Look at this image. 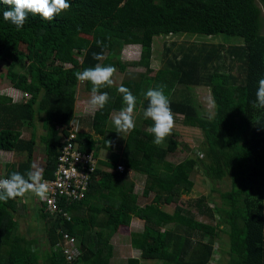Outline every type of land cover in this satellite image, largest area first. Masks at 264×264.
<instances>
[{
  "label": "trees",
  "instance_id": "obj_1",
  "mask_svg": "<svg viewBox=\"0 0 264 264\" xmlns=\"http://www.w3.org/2000/svg\"><path fill=\"white\" fill-rule=\"evenodd\" d=\"M70 9L52 20L28 14L22 28L3 18L11 6L0 0V57L12 66L25 69L13 72L12 87L29 95L24 102L13 103L10 97L0 96V152L26 153L20 163L4 165V175L31 171L35 146L39 142L45 160L43 180L54 178L57 157L68 136L66 131L75 116V101L68 95L69 85L78 83L73 69L83 71L96 64L124 70L119 59L124 46L140 47V59L130 65L150 69L155 36L189 34L221 37L223 43L192 45L179 53L163 44L162 65L156 77L160 86L169 91L174 83L190 91L194 86L211 91L214 115L201 112L193 97L177 100L169 98L172 113L182 114L184 124L199 128L207 146L206 156L188 157L176 165L166 160L168 151L176 149L179 141L172 138L163 148L153 143L154 134L134 128L127 134L119 163L123 172L103 171L99 168L90 181L85 200L60 202V213L49 214L35 195L0 201V264H109L112 258L110 239L121 227H127L136 209L139 196L128 170L146 176L142 198L151 197L140 214L143 231L131 234V247L141 252L140 258H129L126 264H212L220 234L228 239V264H264V205L252 197L256 185H264V108L255 107L258 81L264 78V0H69ZM26 53L20 50V45ZM101 53L102 60L94 59ZM76 55H80L78 61ZM62 57L71 69L53 66ZM60 78V93L51 89V77ZM128 79L121 85L136 96L135 110H145L148 100H141L144 76ZM171 78V79H170ZM144 79V81H143ZM92 91L90 82H83ZM110 99L98 109L110 117L124 107L121 93L114 95L108 87ZM43 113L40 135L36 134L35 119ZM95 117L92 129L101 137L103 147L115 148L119 133L108 132V119ZM151 125L154 121L145 119ZM32 128L30 137L22 138L20 128ZM100 139L89 133L78 135L76 142L81 152L96 150ZM95 156L99 158L96 151ZM100 161V160H99ZM118 159L115 161L117 162ZM114 163V162H113ZM107 164V163H106ZM197 168L211 183L210 194L217 192L215 184L228 178L230 188L220 192L221 204L211 209L206 204L211 198L200 197L193 203L201 216L218 223H207L186 215L180 205L168 215L162 204L171 205L180 196L188 195L193 187L190 173ZM100 206H94L98 204ZM37 205L46 246L35 248L37 240H27L17 234L14 214L19 208ZM30 204V206H29ZM40 206V207H39ZM26 209V210H27ZM69 212L71 219L63 217ZM100 215L104 218L100 219ZM161 220L174 223L172 231L161 232ZM182 230L184 234L177 232ZM62 232V233H61ZM63 233L74 239L76 251L71 260L64 253ZM221 253V252H220ZM144 261H142V260ZM217 262L214 261V264Z\"/></svg>",
  "mask_w": 264,
  "mask_h": 264
},
{
  "label": "rangeland",
  "instance_id": "obj_2",
  "mask_svg": "<svg viewBox=\"0 0 264 264\" xmlns=\"http://www.w3.org/2000/svg\"><path fill=\"white\" fill-rule=\"evenodd\" d=\"M263 33H264V13H263ZM203 42L206 43H223L224 40L221 37L216 36H203V35H189V34H172L167 36H155L153 39V45H152V54L149 58L150 61V69H146L145 67H142L141 65H130L129 63L138 62L140 59V47L135 45H128L124 46L122 51L119 53V59L121 62H124L126 64L125 69L118 70L116 69V72L114 74V80L115 84L112 87H108L109 89L113 90L114 95L117 94L119 86L122 84V82L128 80V79H139V75L142 74L144 76L145 82L142 86V91L139 94L141 100H145V93L150 88H158L160 87V78L162 75L156 77L158 74V69L162 65L161 60V54L163 50V44L166 43L167 46L171 47V53L173 51L179 53L182 50H185L186 48L195 45V46H201L203 45ZM20 50L24 53H26V48L23 44L20 45ZM76 58L78 61H80L81 56L76 55ZM62 65L65 69H71V65L68 63L63 62L62 57L57 58L53 61V66H59ZM13 72H19L24 73L25 69L20 68L18 66H12L8 61L4 60L2 57H0V96H6L7 90L12 86L10 79L11 74ZM78 72L77 69H73L72 73ZM143 79V81H144ZM171 79V78H170ZM61 82L60 78L57 75H53L51 77V89L55 93H60L61 88ZM169 91L164 89L165 93H170L169 98L172 99H183L184 97H193L195 105L199 108L201 112L206 113L207 115H214V107L212 102V95L211 91L207 87H200V86H194L190 91L185 89L182 85L174 83L173 86L169 87ZM166 94V95H167ZM13 97L12 102L13 103H19L24 102L29 98V95H26L25 93L18 94H11ZM68 95L72 96L75 101V118L79 120V135L83 133H89L93 136L95 139H100L101 141L98 143L96 147V151L99 155V167L101 166V163L103 161L108 160L109 158L112 159V157L115 156L116 159H118L117 162H114L113 164L116 165V167L119 165V158H121L120 153H113L109 154L105 151L103 147V140L101 137L95 136L93 134L92 129V119L95 117H103V114L99 113L98 108H95L91 105L90 100L93 95L92 91L87 90L85 87V84L81 81H79L76 84L69 85L68 88ZM145 110L138 109L135 110L133 113V118L135 121V128L144 129L145 131H151V125L147 124V122H144L145 117L143 115ZM118 113V112H117ZM116 113L112 112L110 114V117L107 116L105 120L108 119L106 129L108 132H114L115 127L112 121V117ZM43 113H38L36 115L35 119V125H36V134L40 135L42 133L41 130V119L43 118ZM174 116V127L172 129V132L167 138L159 144L163 148L166 149V147L169 145L172 138L177 139L179 141V144L177 145L176 149L173 151H168L166 155V160L176 163V165H180L183 163L184 160H186L188 157H196V155L203 156L204 160L209 163V158L206 156V143L204 135L202 134L201 130L199 128H193L188 127V125L184 124V116L182 114H176L173 113ZM22 133V138L24 140L28 139L30 137L32 128L28 126L27 124H24L22 128H20ZM128 133H122L123 139L120 143H124L125 139L127 138ZM120 135V134H119ZM116 144H118L119 141L115 140ZM39 144V147L35 146V154L39 153L40 150L43 148L42 145ZM101 148V149H100ZM111 155V157H110ZM101 158V159H100ZM9 159V158H8ZM7 159V156L5 153L2 154V159L0 157V164L6 163V161H9ZM26 159V153H16L13 155V162H21ZM45 159V157H43ZM110 160V162H112ZM114 161V159H113ZM111 163V165H113ZM122 164V163H121ZM124 165V164H122ZM105 167H103L104 169ZM111 172L115 173L116 170L114 167L110 168ZM201 168H197L195 171L190 173V179L193 181V187L191 188V191L188 195H182L180 198H178L175 202L171 203L169 206H165L162 204L161 210L165 212L168 215H172L174 213V207L176 205H180L184 209V213L186 215H192L196 217L198 220L207 222V223H218V218L215 216L212 220L209 217L201 216L197 213L196 209H194V201L196 199H199L200 197L205 198H211L212 201L207 200L206 204L211 207V209H214V206L221 204V198H220V192L228 191L230 188L229 180L228 178H225L215 184V188L217 189V192L210 194V188L211 183L205 178L204 174L200 170ZM105 171V170H103ZM1 173V169H0ZM4 173V172H3ZM2 175V174H0ZM127 178L130 179V181H133L136 184L140 182L141 184L144 183L145 177L142 178L141 175H138L136 172L134 174H130L128 170ZM147 178V177H146ZM137 189V188H135ZM137 194H140L138 189L135 190ZM139 196V195H138ZM252 197L258 201H261V203L264 205V185H256L253 190ZM139 201L136 209L132 212L133 221H139V227L140 231L143 229L144 221L142 220L140 214L143 212L144 204L150 203L151 197L149 198H142L139 196ZM6 205L7 203L4 202ZM32 205V204H31ZM94 206H100V201L98 204H93ZM30 206V204H29ZM35 207V206H32ZM31 207V208H32ZM23 209L25 208H19L21 210L19 213L17 212V234L26 238L27 240H37L39 243L35 245V248L43 249L46 246L45 243V235L42 231V227H40L42 221L39 218L40 213L36 211V208H33V210H30V212L23 213L24 215H21ZM27 209V208H26ZM25 209V210H26ZM28 210V209H27ZM20 214V215H19ZM104 218V216H100V219ZM36 226V227H35ZM174 229V223H170L168 221L161 220L159 223V230L161 232L164 231H172ZM123 230V229H122ZM130 230V229H129ZM220 231V232H219ZM122 235L117 236L112 243L114 248L113 256L110 260L109 264H126L127 259L131 257L140 258L141 252L136 251L130 247V243H128L127 239L130 240V233L131 231H128L124 229L121 231ZM177 232L184 234L182 230H178ZM220 234V240L216 241L215 247L219 249V252L217 254H214V261L217 262L216 264H228L230 262V259L225 251H228V239L227 236L223 233H221V230H218ZM119 248V249H118ZM221 252V253H220ZM142 260V259H141ZM144 261V260H142ZM214 261L212 264H214Z\"/></svg>",
  "mask_w": 264,
  "mask_h": 264
},
{
  "label": "clouds",
  "instance_id": "obj_3",
  "mask_svg": "<svg viewBox=\"0 0 264 264\" xmlns=\"http://www.w3.org/2000/svg\"><path fill=\"white\" fill-rule=\"evenodd\" d=\"M3 3L11 6L10 10L3 12V18L10 21L17 28H22L28 19V14L40 15L45 20H52L60 13L70 9L69 0H3ZM94 59L102 60L101 53H94ZM116 68L108 65L96 64L75 73L76 79L81 82H90L93 95L90 103L93 107L102 109L110 99L108 92H100L101 88L112 87L115 84L114 74ZM119 93L122 94L124 107L112 117L115 131L120 135L129 133L135 128L133 118L137 98L132 91L120 85ZM148 107L143 115L145 119L154 121L151 132L154 134L153 143L161 144L169 136L174 127V116L171 110V102L164 92L163 86L150 88L145 93ZM255 107L264 108V78L258 81ZM48 185L44 182L42 169L33 165L32 170L26 175L13 172L8 178L0 179V201L23 197L31 193L44 199L48 192Z\"/></svg>",
  "mask_w": 264,
  "mask_h": 264
},
{
  "label": "built area",
  "instance_id": "obj_4",
  "mask_svg": "<svg viewBox=\"0 0 264 264\" xmlns=\"http://www.w3.org/2000/svg\"><path fill=\"white\" fill-rule=\"evenodd\" d=\"M26 94V93H25ZM28 95V94H26ZM68 136L60 140L62 147L57 157L54 178L44 180L48 185V192L44 199L35 197L38 203H42L49 214L60 213L62 199L72 202H80L86 199L92 177L95 176L99 167V159L95 156L96 150L81 152L76 139L79 135V120L75 117L66 129ZM125 167L118 165L117 171L123 172ZM8 178L4 174L0 179ZM63 217L69 221L71 215L64 212ZM62 233V232H61ZM64 243L62 249L67 254V259L71 260L76 254L73 247L74 239L67 233H63ZM216 257L213 256V259ZM217 260V259H216Z\"/></svg>",
  "mask_w": 264,
  "mask_h": 264
},
{
  "label": "crops",
  "instance_id": "obj_5",
  "mask_svg": "<svg viewBox=\"0 0 264 264\" xmlns=\"http://www.w3.org/2000/svg\"><path fill=\"white\" fill-rule=\"evenodd\" d=\"M20 93H24V92H21V91H19V90H17V89H15V88H13L12 86L10 87V88H8V90H7V95L8 96H10L11 98L13 97L11 94H17V96H18V94H20ZM14 98V97H13ZM120 138H122V134L121 135H119L118 137H117V141H119L118 142V144H116L115 145V148L114 149H112V150H109V149H106L105 147H104V149H105V151L106 152H108L109 154H113V153H120V155L119 156H122V152H123V148H124V143H120L123 139H120ZM40 145L39 144H36V147H39ZM101 149V148H100ZM43 151H44V149L42 148L41 150H40V152L39 153H36V154H34V157H33V163H32V167H33V165H37V166H39L40 168H42L43 166H44V160L45 159H43V157H45V155H44V153H43ZM3 153H5L6 154V156H7V159L9 160V161H6V163H2V164H0V169H1V173L0 174H5V173H3L4 172V165L5 164H7V163H17V162H13V155H15L16 153H14V152H12V151H1L0 152V157H1V159H2V154ZM110 157H111V155H110ZM101 159V158H100ZM109 159H111V158H109ZM106 160V161H103V163H101V166L103 165V167H105L104 169H103V167H101V169L102 170H105V171H108V172H111L110 170V168L111 167H109L108 166V164L109 163H112L113 164V162H115L117 159L115 158V156L114 157H112V159H111V161L112 162H110V160ZM113 159H114V161H113ZM18 163H20V162H18ZM17 163V164H18ZM107 163V164H106ZM119 165H122L121 163H118ZM123 166V165H122ZM118 167V166H117ZM31 170H32V168H31ZM129 172H130V174H134L135 172L134 171H131V170H129ZM111 173H113V172H111ZM138 175H141L142 176V178H144L145 177V181H146V176H144V175H142V174H139V173H137ZM145 181H144V183H140V182H138V184H136V187L135 188H137L138 189V191H139V193L141 194L142 193V190H143V186L145 185ZM137 189H135V190H137ZM140 194H138L139 196H140ZM36 201V200H35ZM32 206H34V203L32 204ZM37 205H35V207H30L28 210H25V209H23V211H22V213H20L21 215H24L23 213H26V214H28L27 212H30V210H33V208H36V211L37 212H42L41 211V209H39L38 207H36ZM40 207V206H39ZM22 208V207H21ZM21 210H18V213L20 212ZM16 214L17 213H15L14 214V216H15V219L17 220V217H16ZM19 214V215H20ZM101 216V215H100ZM40 220H41V218H40ZM42 221V220H41ZM144 223V222H143ZM43 226V224L41 223V225H40V227H42ZM36 227V226H35ZM143 228H144V225H143ZM124 229H126V230H128V231H131V233H130V240L129 239H127L128 241V243H131V234L132 233H140V232H142L143 231V229L140 231V227H139V221H133V217H132V219H131V221H130V224H129V226H127V227H121L119 230H118V232H116L115 234H113V236L111 237V239H110V245L112 246V256H113V251H114V246H113V244L112 243H114L113 242V240L117 237V236H119V235H122L121 233V231H123ZM130 229V230H129ZM130 247H131V245H130ZM132 248V247H131ZM119 249V248H118ZM132 249H134V248H132ZM134 250H136V251H139V250H137V249H134ZM131 258H135V257H131Z\"/></svg>",
  "mask_w": 264,
  "mask_h": 264
}]
</instances>
